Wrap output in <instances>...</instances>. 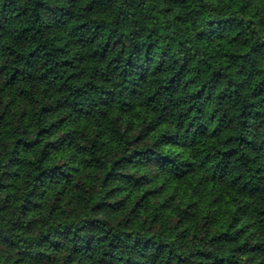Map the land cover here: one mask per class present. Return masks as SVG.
<instances>
[{
    "label": "clouds",
    "instance_id": "obj_1",
    "mask_svg": "<svg viewBox=\"0 0 264 264\" xmlns=\"http://www.w3.org/2000/svg\"><path fill=\"white\" fill-rule=\"evenodd\" d=\"M0 264H264V0H0Z\"/></svg>",
    "mask_w": 264,
    "mask_h": 264
}]
</instances>
